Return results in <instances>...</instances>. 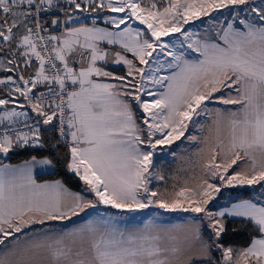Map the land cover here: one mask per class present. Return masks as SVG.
<instances>
[{
  "label": "snow or ice",
  "instance_id": "1",
  "mask_svg": "<svg viewBox=\"0 0 264 264\" xmlns=\"http://www.w3.org/2000/svg\"><path fill=\"white\" fill-rule=\"evenodd\" d=\"M3 73L0 264H264V203L209 207L224 188L264 200V0H0ZM184 138L206 146L200 179L154 189V157ZM53 152L83 191L37 181ZM230 218L247 247L225 245Z\"/></svg>",
  "mask_w": 264,
  "mask_h": 264
},
{
  "label": "rangeland",
  "instance_id": "2",
  "mask_svg": "<svg viewBox=\"0 0 264 264\" xmlns=\"http://www.w3.org/2000/svg\"><path fill=\"white\" fill-rule=\"evenodd\" d=\"M227 16V13L224 14ZM223 19L220 20V23ZM85 22L91 23L90 20H86ZM215 23V22H213ZM99 26H103L102 22H99ZM139 25L133 24V27H137ZM143 28V26H139ZM189 30L194 32H199L200 34H204L205 29L208 27L207 23L201 24V22L196 21L192 25L186 26ZM168 39H175V37H170ZM128 58L132 59V54L128 53ZM114 69H119L121 66H112ZM118 74H122L119 73ZM213 108L220 107H232V106H223V105H213ZM203 119V118H202ZM188 135H196L201 141L204 137L209 135L207 123L205 124L204 128L193 127L192 125L189 126V131L186 133ZM197 146H199L197 148ZM204 143H197L191 142L186 138L182 139L181 141H177L175 144L171 145L169 148H166L163 153H159L157 156L154 157V170L157 175L163 176V180L156 179L153 177L151 187L157 189L159 191H168L171 192L175 186V188H179L185 184V182L192 184L195 183L198 179H200L202 172L200 169V161L201 156L199 155V151L201 148H205ZM174 152L175 155L171 153ZM247 186L243 187H235L236 189H243ZM234 188H224L222 192L217 196V198L212 201L209 205L211 208L212 206L221 204L223 202L228 201L231 197L234 196L232 192ZM96 210H88L91 214ZM102 212H108L115 217H127L131 219L133 216L137 220L145 218L153 213H160L161 216L167 220L178 219L180 217L188 216L190 214L187 213H163V210L160 209H147L143 210L142 212L138 213H121L115 209H105L102 206ZM121 224L127 223L126 220H121ZM233 247V246H231ZM219 255V254H218Z\"/></svg>",
  "mask_w": 264,
  "mask_h": 264
},
{
  "label": "trees",
  "instance_id": "3",
  "mask_svg": "<svg viewBox=\"0 0 264 264\" xmlns=\"http://www.w3.org/2000/svg\"><path fill=\"white\" fill-rule=\"evenodd\" d=\"M0 75H7L3 73ZM12 159L7 161L11 164L22 163L23 160L29 158L26 153L11 154ZM53 155L60 164L53 168V172L50 174L38 175L36 178L38 181H50V180H60L64 185L72 191L81 192L83 191L84 185L77 177L73 174L67 172L63 165V154L53 152ZM234 196L228 199V203L237 202L243 199L255 200L258 204L264 203V200L260 199L262 191L259 185L253 187H245L243 189L232 190ZM222 204V203H221ZM217 205H215L216 207ZM214 206L211 207L215 208ZM253 238V228L250 224L240 220L229 219V227L224 236L226 246L234 247H247ZM218 255V253H217Z\"/></svg>",
  "mask_w": 264,
  "mask_h": 264
},
{
  "label": "crops",
  "instance_id": "4",
  "mask_svg": "<svg viewBox=\"0 0 264 264\" xmlns=\"http://www.w3.org/2000/svg\"><path fill=\"white\" fill-rule=\"evenodd\" d=\"M224 21V20H223ZM222 21V22H223ZM224 23V22H223ZM199 146H197V148H198ZM7 162V161H6ZM8 163V162H7ZM20 164V163H19ZM53 172V168H37V169H35L34 170V176H38V175H43V174H50V173H52ZM38 181V180H37ZM52 181H56V180H50V181H38L39 183H44V182H52ZM62 182V181H61ZM66 187V186H65ZM69 189V188H68ZM70 190V189H69ZM70 191H72V190H70ZM72 192H75V191H72ZM241 201V200H240ZM240 201H237V202H233V203H228V201H226V202H223L222 204H218L215 208H212V210L213 211H219V210H223V209H225V208H230L231 206H232V204H235V203H239ZM254 203H257L258 204V202H256L255 200H252ZM99 211H101L102 212V205L99 207ZM82 215H84L83 213H82ZM230 219H234V220H240L241 218H230ZM57 228H59V225H57ZM233 248H242V247H234L233 246Z\"/></svg>",
  "mask_w": 264,
  "mask_h": 264
},
{
  "label": "built area",
  "instance_id": "5",
  "mask_svg": "<svg viewBox=\"0 0 264 264\" xmlns=\"http://www.w3.org/2000/svg\"><path fill=\"white\" fill-rule=\"evenodd\" d=\"M61 2H63V0H61Z\"/></svg>",
  "mask_w": 264,
  "mask_h": 264
}]
</instances>
